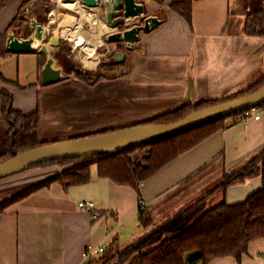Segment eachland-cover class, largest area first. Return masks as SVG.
I'll return each instance as SVG.
<instances>
[{
	"label": "crops",
	"instance_id": "crops-1",
	"mask_svg": "<svg viewBox=\"0 0 264 264\" xmlns=\"http://www.w3.org/2000/svg\"><path fill=\"white\" fill-rule=\"evenodd\" d=\"M136 1L159 22L139 34L133 50L125 53V63L117 66L123 67L120 76L88 85L70 74L42 84L40 70L46 59L42 53L0 56V89L12 94L14 109L38 113L39 141L135 125L186 102L230 97L264 75V36L244 31L243 16L232 14V0H192L190 23L169 8L171 0ZM42 7V0H0V37L7 36L21 9L34 12ZM76 11L55 5L48 14L56 22L53 33L70 48L75 38L87 36L77 48L79 61L86 67V58L95 69L96 55L100 60L106 54L94 46L102 26L87 28ZM101 16L102 9L97 8L91 18L104 24ZM257 111L258 119L253 118L255 112L246 119L243 113L225 118L227 127L165 163L139 184L138 191L97 176L93 165L85 184L64 187L52 181L10 203L0 214V264H80L87 244L106 247L116 240L124 245L146 231L139 225L140 200L153 225L204 195L208 207L243 201L261 185L260 175L224 189L219 185L225 173L237 170L264 148V107ZM7 130L0 102V153ZM60 170L57 164L37 165L1 178L0 202ZM79 200L93 201L102 215L93 219L89 211H80ZM137 263L133 254L120 264ZM204 264H264V237L251 240L240 259L220 256Z\"/></svg>",
	"mask_w": 264,
	"mask_h": 264
},
{
	"label": "trees",
	"instance_id": "trees-1",
	"mask_svg": "<svg viewBox=\"0 0 264 264\" xmlns=\"http://www.w3.org/2000/svg\"><path fill=\"white\" fill-rule=\"evenodd\" d=\"M155 1L162 3L163 0ZM232 3H234L232 14L241 15L244 18V31L249 35L264 36V0H232ZM168 6L187 22H191L192 0H171ZM13 21L9 24L8 31ZM6 37V35L0 37V56L11 53L5 46ZM58 47L59 50L55 52L54 56L61 59L60 64L66 73H73L75 78L88 85H94L103 79L124 74L121 71L113 76H108L99 71L100 67L105 65H99L93 75L73 70L68 67L63 55L68 48L61 45ZM120 64L121 62L113 63L117 66ZM263 84L264 75L253 85L230 97L186 102L175 109L155 115L138 124L175 122L202 108L255 92ZM0 102L2 114L8 124L5 147L0 153V162L12 158L16 152H24L46 143L37 138L38 113L36 111L24 114L14 109L12 94L4 89H0ZM263 104L261 103L259 106L261 107ZM244 111L212 119L199 126L116 151L54 159L40 163L38 165L57 164L61 170L1 201L0 214L10 203L49 185L52 181H58L64 187L89 182L93 165L96 166L97 176L107 177L118 184L130 185L138 191L139 184L161 166L189 150L215 131L227 127L228 123L225 122V118L239 116ZM109 130L114 129H106L97 133ZM141 149H146V154L138 157L136 152ZM256 175L262 177L261 185L241 202L227 204L221 201L208 207L206 195H204L155 225L144 207L139 205V225L146 231L124 245L112 240L102 253L89 261V264H120L133 254L138 257L137 264H195L199 261L204 264L212 258L220 256H233L240 259L247 252V246L251 240L264 237V148L237 170L225 173L219 185V188L224 189L232 183L242 182ZM191 251H194V254L190 260L186 261L185 255Z\"/></svg>",
	"mask_w": 264,
	"mask_h": 264
},
{
	"label": "water",
	"instance_id": "water-1",
	"mask_svg": "<svg viewBox=\"0 0 264 264\" xmlns=\"http://www.w3.org/2000/svg\"><path fill=\"white\" fill-rule=\"evenodd\" d=\"M65 1L77 2V7L87 15H91L97 8H101L102 21L110 28L137 18L144 12V5L136 0ZM158 22L157 17L147 16L141 25H133L128 29L108 33L106 40L108 42L122 41L127 48H131L136 42L140 30L148 32ZM54 23V19L51 18L45 24H40L35 18H31L30 29L26 36L19 37L15 35L14 31L9 30L5 42L6 49L11 52L34 53L37 51L45 56V63L40 70L42 84H50L70 76L68 73H63V66L57 64V58L54 56V53L59 50V36L53 33ZM114 58L117 62H121L124 55L122 52H115ZM263 102L264 84L255 92L202 108L175 122L135 124L107 132L45 143L24 152H16L12 158L0 162V179L54 159L107 153L130 145L151 142L175 132L199 126L212 119L257 107ZM110 144L116 145V147L100 148ZM193 254L194 251L186 253L185 260H190Z\"/></svg>",
	"mask_w": 264,
	"mask_h": 264
},
{
	"label": "rangeland",
	"instance_id": "rangeland-1",
	"mask_svg": "<svg viewBox=\"0 0 264 264\" xmlns=\"http://www.w3.org/2000/svg\"><path fill=\"white\" fill-rule=\"evenodd\" d=\"M164 2H165V0L162 1V3H164ZM42 3H43V7H42L43 11L35 9L34 12H29V11H26V8L21 9V11L17 15L16 19L13 21L10 30L14 31L15 34H17V32L20 33L19 37H21V36H26L27 31L30 29L29 28V21L31 18H35L37 20V22L40 24H45L51 18L48 16V14L46 15L45 13H49L50 10L54 9L55 4L51 0H42ZM233 5H234V3H232V6ZM33 14H35V15H33ZM92 14H95V11ZM150 15H151V13L147 12L145 10V7H144V12L142 14H140L137 18H133L132 20L124 22L115 28H110L108 26V28H106L107 30L105 29L106 30L105 32L100 31L101 34H99V36L97 38L98 40H97V42L94 43L95 44L94 46L96 48V52H98V53L106 52V54L103 57H101L100 60H98L99 54L96 55L97 57L94 56L97 59L95 69H94V67H95L94 65L89 66V63L86 62L87 59L84 57L83 58L85 61V65H87V66L86 67L83 66V64L80 63V61H79V57H81V53H79L77 50H71L67 41L59 39L58 44L61 45L62 47L68 48V50H66V52L63 54L65 56L64 59L67 61L68 67L73 68V70L80 71L81 73H87L89 75H93V73L96 72L99 65H105V66L100 67V69H99L100 72H102L108 76H113L117 73H120L122 71L123 67L119 68V67H117V65H113L114 62H117L114 58L115 52H122L123 55H125V53L130 54V52L133 50L135 45L133 44L131 48H127L122 41L108 42L106 40V35L110 32H113V31L128 29L133 25L143 24V20L147 16H150ZM99 23H101V22H99ZM55 25H56V22L54 23V26ZM143 31L144 30H140L138 32L137 39L139 38V34H141ZM55 34H56V32H55ZM90 39H91V36H90ZM86 49L88 52L91 53L92 48L90 46L86 47ZM75 56H77V58ZM73 57H75V58H73ZM60 60L59 59L57 60V64H60ZM123 63H125L124 59H123V61H121V64H123ZM105 69H108V70H105ZM70 74H73V73H70ZM9 121L11 122L10 119H9ZM144 154H146V149L145 150L141 149V150L136 152V155L138 157H141Z\"/></svg>",
	"mask_w": 264,
	"mask_h": 264
},
{
	"label": "built area",
	"instance_id": "built-area-1",
	"mask_svg": "<svg viewBox=\"0 0 264 264\" xmlns=\"http://www.w3.org/2000/svg\"><path fill=\"white\" fill-rule=\"evenodd\" d=\"M55 5H58V1L59 0H51ZM64 1V0H63ZM87 36H82V38H80L79 36L77 38H75L71 43V50H77L78 47H82L83 44H85L86 42V38ZM264 103V102H263ZM260 106L257 107H253L250 109H246L243 112V115L246 118H248L249 116H251L252 112H255V114L253 115V118L258 119L260 116V112L257 111V109ZM264 107V104L263 106ZM139 205L141 207H144V202L143 200L139 201ZM77 208L80 211H89L91 214V217L93 219H97L102 215V211L100 209H98L95 205V203L91 200H79L77 202ZM105 245H99V246H94L92 244H87L85 245V247L83 248V251L81 253V262L80 264H89V261L99 255L100 253H102V251L104 250Z\"/></svg>",
	"mask_w": 264,
	"mask_h": 264
},
{
	"label": "bare ground",
	"instance_id": "bare-ground-1",
	"mask_svg": "<svg viewBox=\"0 0 264 264\" xmlns=\"http://www.w3.org/2000/svg\"><path fill=\"white\" fill-rule=\"evenodd\" d=\"M58 5L61 6V7H64V8L71 9V10L72 9H76L80 13V19H78V20H80L81 22H84L85 21L87 23V26H88L87 28L90 27L89 29H91L93 27L98 28V26L100 25V26H102V30L104 31L108 27V26L106 27L103 23H99L101 21L96 22L95 20H93L91 18V15L92 14L91 15H87L81 9H79L77 7V2L70 3V2L63 1V0H59L58 1ZM91 30H93V29H91ZM102 30L100 29L101 32H102ZM100 31H98V32H100ZM79 37L82 38V36H79ZM114 146L116 147V145H114ZM114 146L110 144V145L101 146L100 148H108V147H114Z\"/></svg>",
	"mask_w": 264,
	"mask_h": 264
},
{
	"label": "flooded vegetation",
	"instance_id": "flooded-vegetation-1",
	"mask_svg": "<svg viewBox=\"0 0 264 264\" xmlns=\"http://www.w3.org/2000/svg\"><path fill=\"white\" fill-rule=\"evenodd\" d=\"M141 25V24H140Z\"/></svg>",
	"mask_w": 264,
	"mask_h": 264
}]
</instances>
